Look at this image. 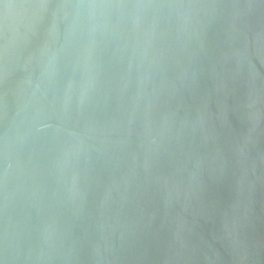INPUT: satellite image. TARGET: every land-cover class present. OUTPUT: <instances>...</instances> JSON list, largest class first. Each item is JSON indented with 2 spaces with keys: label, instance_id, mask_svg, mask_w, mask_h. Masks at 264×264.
<instances>
[{
  "label": "water",
  "instance_id": "95a60500",
  "mask_svg": "<svg viewBox=\"0 0 264 264\" xmlns=\"http://www.w3.org/2000/svg\"><path fill=\"white\" fill-rule=\"evenodd\" d=\"M0 264H264V0H3Z\"/></svg>",
  "mask_w": 264,
  "mask_h": 264
},
{
  "label": "snow or ice",
  "instance_id": "6c2138e0",
  "mask_svg": "<svg viewBox=\"0 0 264 264\" xmlns=\"http://www.w3.org/2000/svg\"><path fill=\"white\" fill-rule=\"evenodd\" d=\"M3 2V0H0V3H2Z\"/></svg>",
  "mask_w": 264,
  "mask_h": 264
}]
</instances>
